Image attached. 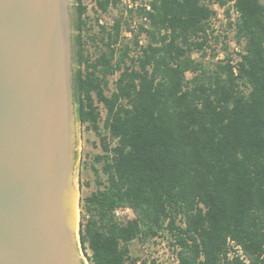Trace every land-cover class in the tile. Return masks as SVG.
Wrapping results in <instances>:
<instances>
[{"label": "trees", "instance_id": "16d2710c", "mask_svg": "<svg viewBox=\"0 0 264 264\" xmlns=\"http://www.w3.org/2000/svg\"><path fill=\"white\" fill-rule=\"evenodd\" d=\"M93 1L120 14L92 33L88 6L75 7L76 114L103 151L81 202L82 251L137 264L130 244L159 237L178 264H264L263 0H233L237 73L229 54L204 62L220 41L214 5L230 0ZM119 209L134 217L119 223Z\"/></svg>", "mask_w": 264, "mask_h": 264}, {"label": "water", "instance_id": "95a60500", "mask_svg": "<svg viewBox=\"0 0 264 264\" xmlns=\"http://www.w3.org/2000/svg\"><path fill=\"white\" fill-rule=\"evenodd\" d=\"M75 7L0 0V264H91L78 233Z\"/></svg>", "mask_w": 264, "mask_h": 264}, {"label": "rangeland", "instance_id": "374dc122", "mask_svg": "<svg viewBox=\"0 0 264 264\" xmlns=\"http://www.w3.org/2000/svg\"><path fill=\"white\" fill-rule=\"evenodd\" d=\"M145 2L146 0H122L121 8L132 7L133 5L144 4ZM232 4L233 0H230L225 6H219L217 4L214 5L216 15L211 21V28L214 30L215 36H220V41L216 42L212 37L213 39L210 43V46L207 48L204 62L208 63L210 61H221L224 60L228 54L234 60L239 59L238 52L243 50L245 43L243 40L240 43L237 41L234 26H229V22L234 21L237 17V14L232 11ZM85 5L88 6L87 14L89 19L91 23L95 25V30L92 33L96 32L98 28L96 25V20L98 18L101 24H111L113 20L120 14L119 9L113 8L107 13L97 14L95 12V3L93 0H88ZM227 8L230 9L231 17H228L226 13ZM91 50L93 52L96 51L94 47H91ZM193 56L196 59H200L201 57L199 53H195ZM191 76L192 74L188 73V77ZM102 111V117L104 118V109H102ZM101 125H103V121L101 122ZM102 152L100 137L97 136L95 132L88 130L86 125H83L80 122V148L77 172L78 200L80 201V205L82 200L97 188L95 181L96 176L92 168V162L93 158ZM96 166L100 167L99 164H96ZM80 211H82L81 207ZM116 216L119 223H125L127 220L133 218L134 214L130 209H119L116 213ZM79 220L81 224L82 214ZM79 230L80 227L78 228V233ZM130 249L131 255L137 259V264H143L144 261L147 264H151L152 260H157L158 264H178L175 251H173V248L169 246V243L164 238L158 237L147 242L135 240L130 244ZM88 253L90 254V251H88ZM86 263L90 264L87 262V260Z\"/></svg>", "mask_w": 264, "mask_h": 264}, {"label": "built area", "instance_id": "2783aa9c", "mask_svg": "<svg viewBox=\"0 0 264 264\" xmlns=\"http://www.w3.org/2000/svg\"><path fill=\"white\" fill-rule=\"evenodd\" d=\"M263 2H264V0H263ZM232 11L236 13V11L234 9H232ZM236 61L237 60L231 61V64L233 65V70H234L235 73H237ZM148 264H150V263H148Z\"/></svg>", "mask_w": 264, "mask_h": 264}]
</instances>
